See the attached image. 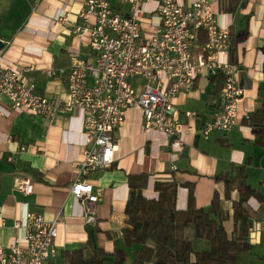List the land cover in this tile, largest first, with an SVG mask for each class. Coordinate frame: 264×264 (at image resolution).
<instances>
[{
	"label": "crops",
	"instance_id": "crops-1",
	"mask_svg": "<svg viewBox=\"0 0 264 264\" xmlns=\"http://www.w3.org/2000/svg\"><path fill=\"white\" fill-rule=\"evenodd\" d=\"M188 7L195 0H176ZM217 22L237 32L247 23L249 34L237 44V69L233 77L243 90L237 108L236 122L229 131L214 129L205 135L201 129L221 111L220 82L217 71L200 75L187 92L175 96L177 120L193 126L179 141H171L162 132L142 130V113L129 107L121 126L113 132L116 150L113 162L90 172L86 179L98 194L96 220L85 223L82 207L70 192L79 180L78 162L82 150L89 147L82 132L81 112L57 113L52 117L10 110L8 100L0 96V208L4 223L0 227V245L7 248L13 234H24L23 227L14 229V220L24 222L27 212L42 214L47 220L60 219L54 239L55 256L45 264H65L68 250L85 247L89 254L98 248L107 252L126 249L122 229L128 227L125 203L129 196L127 177L147 174L142 190L145 197L155 198V182L175 181L176 206L185 207L186 184L193 186L195 205H209L213 193L219 194L221 206L228 212L223 226L229 238L235 237L232 202L238 199L236 189L224 197V183L215 177L232 173L231 166L244 165L245 181L264 196V147L255 142L250 128L241 123L244 116L264 97V0H240L234 13L222 9L221 0H207ZM113 9L128 11L121 0H109ZM84 0H0V66H31L24 75L34 83V92L54 100L66 95V74L74 56L89 58L95 54L86 37H78L73 26ZM153 1L145 5L141 31L150 35L158 24ZM62 16L66 20H62ZM247 17V19H246ZM199 41V40H198ZM63 70L48 76L47 70ZM132 85L143 83L132 77ZM92 84V76H87ZM195 113L190 120L185 112ZM24 146L21 150L20 147ZM12 155L14 161L7 160ZM29 175L33 191L28 194L12 190L14 174ZM249 210V248L239 253L235 264H264V200L251 196ZM195 247L207 248L206 241L194 240ZM7 250V249H6ZM134 248L127 251L124 264H131ZM130 257L128 258V254Z\"/></svg>",
	"mask_w": 264,
	"mask_h": 264
},
{
	"label": "built area",
	"instance_id": "built-area-1",
	"mask_svg": "<svg viewBox=\"0 0 264 264\" xmlns=\"http://www.w3.org/2000/svg\"><path fill=\"white\" fill-rule=\"evenodd\" d=\"M121 1L128 5L126 13L115 11L109 0H84L73 32L87 38L95 63L79 56L71 59L65 98L54 100L34 92V83L24 75L31 66H0V96L7 98L10 110L48 117L74 109L81 112L82 132L89 147L82 150L78 162L81 178L71 184L70 192L82 207L85 223L95 222L98 202L86 176L113 162L117 147L112 134L123 123L127 108H140L144 132L157 130L171 141H179L193 126H183L177 120L174 98L189 91L200 75L214 70L224 76L219 90L221 111L204 123L201 131L205 135L214 129L232 128L243 95L233 77L237 66L228 60L229 29L217 22L207 0H195L188 7L176 0ZM150 1L156 3L158 24L147 35L141 31V17ZM201 33L206 37L203 43L198 41ZM62 71L49 69L47 75ZM88 75L92 84L87 83ZM132 77L143 83L133 86ZM185 114L189 120L195 115L192 111ZM7 160L13 162L14 158L10 154ZM12 190L31 193L32 178L14 174ZM3 223L0 208V227ZM59 223L58 217L47 220L34 212H27L24 222L14 220L13 228L23 227L24 234H13L7 248L0 245V264H45L55 256Z\"/></svg>",
	"mask_w": 264,
	"mask_h": 264
},
{
	"label": "trees",
	"instance_id": "trees-1",
	"mask_svg": "<svg viewBox=\"0 0 264 264\" xmlns=\"http://www.w3.org/2000/svg\"><path fill=\"white\" fill-rule=\"evenodd\" d=\"M240 0H221L224 11L234 13ZM240 2V5H243ZM247 19V17H246ZM249 34L247 23L237 32L229 29L228 60L237 64V44ZM206 40L200 34L199 43ZM220 88L224 76L218 72ZM241 123L247 125L258 146L264 147V97L259 94L258 105L244 116ZM232 173L218 175L216 180L224 183V197L236 189L238 199L232 202L236 236L229 238L223 226L228 219L227 210L221 206L215 191L206 207L195 205L193 186L186 184L187 199L184 208L176 206L175 181L155 182V198L145 197L142 190L147 184V174H130L127 177L129 196L125 203L128 227L122 229L126 249L107 252L98 248L86 253L85 247L68 250L65 264H124L127 251L134 248L131 264H235L240 252L249 248V210L247 200L258 195L245 181L244 165L231 166ZM194 240L206 241L207 248L195 247Z\"/></svg>",
	"mask_w": 264,
	"mask_h": 264
},
{
	"label": "water",
	"instance_id": "water-1",
	"mask_svg": "<svg viewBox=\"0 0 264 264\" xmlns=\"http://www.w3.org/2000/svg\"><path fill=\"white\" fill-rule=\"evenodd\" d=\"M3 34H5V33H4V30H1V31H0V35H3ZM3 47H4V43H3V41L0 39V50H2Z\"/></svg>",
	"mask_w": 264,
	"mask_h": 264
},
{
	"label": "rangeland",
	"instance_id": "rangeland-1",
	"mask_svg": "<svg viewBox=\"0 0 264 264\" xmlns=\"http://www.w3.org/2000/svg\"><path fill=\"white\" fill-rule=\"evenodd\" d=\"M130 257V253L128 254V258Z\"/></svg>",
	"mask_w": 264,
	"mask_h": 264
}]
</instances>
